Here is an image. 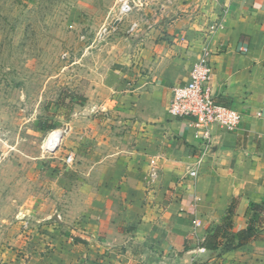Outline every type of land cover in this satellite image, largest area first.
Here are the masks:
<instances>
[{
    "label": "crops",
    "instance_id": "1",
    "mask_svg": "<svg viewBox=\"0 0 264 264\" xmlns=\"http://www.w3.org/2000/svg\"><path fill=\"white\" fill-rule=\"evenodd\" d=\"M179 2L163 13L169 20L153 23L146 11L148 24L137 32L123 73L91 90L87 112L106 109V120L66 129L68 141L74 132L81 136H72L80 140L68 150L76 163L64 173V206L80 213L61 226L38 225L23 255L7 264H264V228L226 251L224 242L214 251L200 246L231 204L236 232L247 227L251 205L264 203V0ZM204 49L211 53L214 100L241 120L234 131L214 126L217 148L200 155L194 129L171 117L167 103ZM99 127L104 134L94 141Z\"/></svg>",
    "mask_w": 264,
    "mask_h": 264
},
{
    "label": "rangeland",
    "instance_id": "2",
    "mask_svg": "<svg viewBox=\"0 0 264 264\" xmlns=\"http://www.w3.org/2000/svg\"><path fill=\"white\" fill-rule=\"evenodd\" d=\"M147 1L145 12L153 23L169 20L163 13L180 5V0ZM115 6L116 0H0L1 263L23 255L27 236L31 239L41 223L61 226L81 211L64 206L70 180L64 173L76 161L67 167L63 159L81 135L74 132L79 137L69 141L66 136L70 125L84 129L77 128L81 120H106V109L87 112L88 95L123 73L140 33L127 29L142 11L116 20ZM55 131L62 134L57 149H45Z\"/></svg>",
    "mask_w": 264,
    "mask_h": 264
},
{
    "label": "built area",
    "instance_id": "3",
    "mask_svg": "<svg viewBox=\"0 0 264 264\" xmlns=\"http://www.w3.org/2000/svg\"><path fill=\"white\" fill-rule=\"evenodd\" d=\"M147 2V0H116L114 8L116 20H121L134 10L142 11L138 18L130 21L127 32L136 34L141 29V23L148 24L145 13ZM210 57L211 53L207 49L201 51L190 68L187 81L171 87L170 99L167 103V111L171 117L185 119L187 125L194 129V137L200 142V155L208 153L214 140L212 135L214 126L225 131H234L241 120V114L238 111L217 103L213 98L210 85L213 67ZM63 163L67 167L72 166L74 163L73 152L66 154ZM198 164L199 161L192 164L188 171L189 175H197ZM157 169V161H154L149 172L151 181L156 179Z\"/></svg>",
    "mask_w": 264,
    "mask_h": 264
},
{
    "label": "trees",
    "instance_id": "4",
    "mask_svg": "<svg viewBox=\"0 0 264 264\" xmlns=\"http://www.w3.org/2000/svg\"><path fill=\"white\" fill-rule=\"evenodd\" d=\"M45 128L51 129L47 125ZM232 212L231 204L221 222L208 227L206 236L200 243L201 247L214 251L218 249L221 242H224L221 250L226 251L251 240H255L258 237V230L264 228V203H253L251 205L246 214L248 221L247 227L236 232L232 230Z\"/></svg>",
    "mask_w": 264,
    "mask_h": 264
},
{
    "label": "water",
    "instance_id": "5",
    "mask_svg": "<svg viewBox=\"0 0 264 264\" xmlns=\"http://www.w3.org/2000/svg\"><path fill=\"white\" fill-rule=\"evenodd\" d=\"M61 137H62V134L59 132H54V134L50 136L48 142L50 144L49 149L51 151H54L55 149H57V145L60 142ZM216 148H217V141L213 140L211 146L208 149V153H213L216 150Z\"/></svg>",
    "mask_w": 264,
    "mask_h": 264
},
{
    "label": "bare ground",
    "instance_id": "6",
    "mask_svg": "<svg viewBox=\"0 0 264 264\" xmlns=\"http://www.w3.org/2000/svg\"><path fill=\"white\" fill-rule=\"evenodd\" d=\"M53 131V130H52ZM55 132H58V131H55ZM54 134V132H51L50 133V135L52 136ZM50 137V136H49ZM48 138V137H47ZM46 139V138H45ZM47 140V139H46ZM48 141H49V139H48ZM45 144V149H48L49 150V146H50V144H49V142H46V143H44Z\"/></svg>",
    "mask_w": 264,
    "mask_h": 264
}]
</instances>
